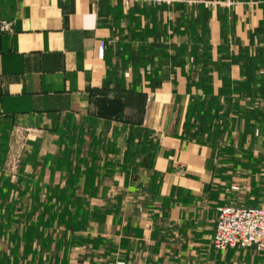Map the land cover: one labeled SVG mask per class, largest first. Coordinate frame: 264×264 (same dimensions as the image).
<instances>
[{"label":"crops","instance_id":"obj_1","mask_svg":"<svg viewBox=\"0 0 264 264\" xmlns=\"http://www.w3.org/2000/svg\"><path fill=\"white\" fill-rule=\"evenodd\" d=\"M163 1L165 5L161 0H0V139L16 133L31 142L54 141L52 131L70 118L93 114L103 92L143 93L142 133L134 150L139 157L134 164L124 159L132 126L110 121L112 161L103 169L109 176L99 180L103 197L91 201L101 212L93 219L92 234H83L94 241L89 244L93 249L71 264H264L253 248L214 249L218 211L227 201L211 193L215 165L212 145L206 143L210 137L195 138L183 127L190 97L209 98L194 85L205 74L189 53L203 38L201 27L193 26L199 4L210 13L208 42L217 61L219 46L230 53L239 46L264 47V24L255 35L264 19V0ZM213 1L220 6L209 7ZM4 22L9 30H2ZM142 45H168L170 55L183 60L147 67L152 78H169L153 82L157 89L144 80ZM125 46L133 54L131 64L122 65L118 53ZM229 77L245 86L241 66H232ZM211 78L217 96L223 84L217 72ZM232 98L245 112L248 97ZM258 100L264 110V94ZM221 105L227 111L221 124L246 125L231 112L232 103L222 100ZM84 183L83 178L80 187Z\"/></svg>","mask_w":264,"mask_h":264},{"label":"trees","instance_id":"obj_2","mask_svg":"<svg viewBox=\"0 0 264 264\" xmlns=\"http://www.w3.org/2000/svg\"><path fill=\"white\" fill-rule=\"evenodd\" d=\"M181 19L185 23L183 16ZM194 19L193 26L201 27L203 38L200 40L201 44L192 46L189 53L193 58V64L195 61L203 65L201 70L205 74L204 77L201 75L194 85L196 88L202 87L209 98L190 97L184 130H188L195 138H209L214 123L221 124V119L225 117L219 116V112L222 111L221 98H224L225 103L233 104L231 112L244 118L247 122L246 130L248 123L252 125L253 120L263 123L264 110L261 109L258 98L264 94V47L251 49L250 46H239L236 53L233 51L230 53L229 49H222V46H219L220 57L213 61L212 48L208 42L207 25L210 13L198 8V15ZM219 22L223 32L224 22L220 20ZM189 23L190 20L187 24ZM260 24L255 35L261 33L260 28L264 24V19ZM129 48L125 46L118 53L122 65L126 61L131 64L129 59L133 51ZM138 50L141 55L140 68L144 72V80L149 82L151 89H157L153 82H163L169 78H152L147 73L149 65L161 67L166 63L173 65L175 62L183 63V60L178 62L170 55L168 45L159 48L142 45ZM181 50L186 53L188 49L183 47ZM235 65L241 66L245 73L244 87L229 77L231 68ZM212 71L219 74L223 84L217 96L213 95ZM118 85H122L120 80ZM134 92L133 90L114 91L111 94L103 92V97L95 101L97 107L93 114L79 120L76 117L70 118L69 123L58 129L60 132L68 127L73 130L71 135L64 133L61 139L64 150L62 156L58 157L59 167L56 171L64 175L62 183H59L58 178L56 182L47 181L45 172L42 173V180H36L35 176H32L30 180L33 182L28 180L29 177L19 178L6 173L3 164L8 151L6 147L8 134L1 136L0 264H71V261L77 260L80 254H86L93 249L89 244L94 241H88L83 234L91 235L93 232L95 224L93 219L100 210L92 206L91 201L99 196L103 197L105 191H101L99 180L102 182L105 176H109V172H103V169L110 168L112 161L110 152L112 144L107 141L110 121L117 120L132 126L124 159L134 164L139 157L134 151L136 147L138 148L135 140L141 138L140 127L145 112L146 95ZM234 94L247 96V104L251 107L244 112L232 98ZM256 102L258 105H255ZM83 120L81 124L75 123ZM102 123L104 127H100ZM83 124L89 125V128L83 129ZM217 129L216 133L222 135V128L218 125ZM206 143L210 144V141ZM20 166L19 170L23 172L25 165ZM34 167L35 165H32V168ZM83 178L85 183L80 187Z\"/></svg>","mask_w":264,"mask_h":264},{"label":"rangeland","instance_id":"obj_3","mask_svg":"<svg viewBox=\"0 0 264 264\" xmlns=\"http://www.w3.org/2000/svg\"><path fill=\"white\" fill-rule=\"evenodd\" d=\"M164 2L166 1L161 0V5H165ZM209 3H211L208 4L209 7L220 6L217 1ZM199 8H205V4L200 3ZM221 100L224 101V98ZM247 100L243 102L245 108L251 107L246 103ZM224 113L226 111L222 110L219 116H223ZM82 122L84 120L75 121L76 124ZM242 122L237 121L235 125L232 121L224 124L215 122L211 127L209 137L214 150L215 165L211 193L216 198L223 197L227 201L225 206L259 207L264 205V122L258 123L253 120L252 125L248 123L247 130L246 125H238ZM218 125L222 128V135L216 133ZM88 128L89 125L83 127L85 130ZM72 132L69 127L62 132L52 131L55 140L44 143L31 142L22 134H8L6 144L8 151L3 170L11 176L29 177L30 182H33L30 180L32 176H35L36 180H42V173L45 172L50 180L58 175V181L62 183L63 174L54 170L59 167L58 157L62 156L64 150L61 144L62 135L64 133L71 135ZM21 163L25 165L23 172L19 170ZM32 165H35V168H32ZM37 166L41 167V170ZM45 167L49 170H45Z\"/></svg>","mask_w":264,"mask_h":264},{"label":"built area","instance_id":"obj_4","mask_svg":"<svg viewBox=\"0 0 264 264\" xmlns=\"http://www.w3.org/2000/svg\"><path fill=\"white\" fill-rule=\"evenodd\" d=\"M9 29V23H2V30ZM212 245L220 252L234 248H253L264 256V205L253 208L221 207Z\"/></svg>","mask_w":264,"mask_h":264}]
</instances>
